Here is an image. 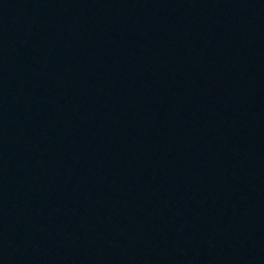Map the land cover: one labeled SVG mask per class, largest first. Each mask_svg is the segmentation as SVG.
<instances>
[{"label":"water","instance_id":"obj_1","mask_svg":"<svg viewBox=\"0 0 264 264\" xmlns=\"http://www.w3.org/2000/svg\"><path fill=\"white\" fill-rule=\"evenodd\" d=\"M0 264H264V0H0Z\"/></svg>","mask_w":264,"mask_h":264}]
</instances>
